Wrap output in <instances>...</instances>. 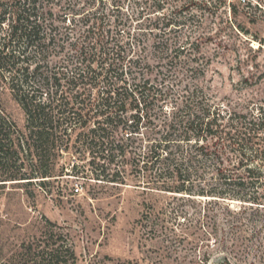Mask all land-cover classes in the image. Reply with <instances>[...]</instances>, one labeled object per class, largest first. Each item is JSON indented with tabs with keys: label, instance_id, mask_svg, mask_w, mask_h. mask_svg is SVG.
Instances as JSON below:
<instances>
[{
	"label": "trees",
	"instance_id": "obj_1",
	"mask_svg": "<svg viewBox=\"0 0 264 264\" xmlns=\"http://www.w3.org/2000/svg\"><path fill=\"white\" fill-rule=\"evenodd\" d=\"M164 10H156L163 27L154 28L166 33L180 21ZM124 20L105 0H0V79L25 113L21 127L0 107V182L43 186L69 175L166 193L161 206L145 201L143 216L156 232L175 229L173 219L199 206L205 215L222 204L264 217V105L200 103L198 81L185 78L197 75L178 59L195 43L152 46L142 36L155 29L123 30ZM167 64L174 72L161 75ZM180 84L185 92L175 94ZM66 155L83 162H62ZM77 258L70 233L45 216L39 234L5 264ZM213 264L234 263L224 256Z\"/></svg>",
	"mask_w": 264,
	"mask_h": 264
},
{
	"label": "rangeland",
	"instance_id": "obj_2",
	"mask_svg": "<svg viewBox=\"0 0 264 264\" xmlns=\"http://www.w3.org/2000/svg\"><path fill=\"white\" fill-rule=\"evenodd\" d=\"M105 1L115 16L128 18L123 30L155 29L145 32L142 42L195 43L192 52L178 51V59L188 75H197L185 78L198 81L200 103L255 110L264 105V0ZM161 4L167 16L180 21L166 33L154 28L166 21L156 12ZM175 64H167L160 74H171ZM183 87L176 86L175 94H184ZM0 107L24 126V110L2 79ZM75 157L66 155L61 161L83 162V157ZM48 181L43 186L0 182L5 183L0 184V264L24 240L39 234L45 216L70 233L76 264H199L206 258L213 264L224 256L234 264H264V217L255 212L241 216L221 204L205 215L199 206L196 211L190 208L188 218L173 219L175 229L156 232L151 230L152 220L143 216L145 201L154 197L161 206L169 194L144 192L134 184L85 183L69 175ZM239 207L232 202L233 209Z\"/></svg>",
	"mask_w": 264,
	"mask_h": 264
}]
</instances>
